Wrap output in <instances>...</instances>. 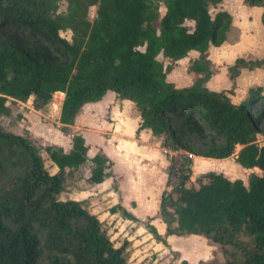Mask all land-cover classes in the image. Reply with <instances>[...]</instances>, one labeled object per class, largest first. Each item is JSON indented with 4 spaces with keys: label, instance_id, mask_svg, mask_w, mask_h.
Returning a JSON list of instances; mask_svg holds the SVG:
<instances>
[{
    "label": "trees",
    "instance_id": "obj_1",
    "mask_svg": "<svg viewBox=\"0 0 264 264\" xmlns=\"http://www.w3.org/2000/svg\"><path fill=\"white\" fill-rule=\"evenodd\" d=\"M66 1V11L58 12L56 0H0V115L9 113V100L24 102L33 95L39 108L60 91L59 129L66 131L84 104L111 90L134 103L139 128L164 135L173 148L224 159L240 145L235 161L254 171L247 185L216 171L200 174L198 186L188 185L187 168L178 185L160 195L157 214L165 236L196 234L235 247L239 234L253 238L255 248L244 250L242 260L217 264H264V143H258L264 129L258 126L261 113L253 116L250 110L264 93L260 86L250 88L238 104L229 95L241 69L264 66V56L237 57L227 71L232 88L211 90L205 85L214 73L208 48L223 43L231 27L227 11L210 14V6L221 0ZM243 3L263 8L264 26V0ZM92 5L97 9L90 20ZM61 30H70L71 38ZM192 50L198 52L187 65L192 82L178 87L166 79L172 65L158 55L175 62ZM171 117L179 120L177 126L170 124ZM184 134L197 138L201 148ZM88 148L79 132L72 134L68 150L45 146L57 167L50 173L29 134L0 129V264H129L126 242L115 245L81 200L59 198L68 172L88 160L91 183L107 176L111 160L101 150L88 157ZM9 171L12 175L5 176ZM117 210L135 219L119 204L109 208ZM148 230L167 244L155 226Z\"/></svg>",
    "mask_w": 264,
    "mask_h": 264
},
{
    "label": "rangeland",
    "instance_id": "obj_2",
    "mask_svg": "<svg viewBox=\"0 0 264 264\" xmlns=\"http://www.w3.org/2000/svg\"><path fill=\"white\" fill-rule=\"evenodd\" d=\"M56 3L58 6V12L66 11V0H56ZM242 3L243 0H221L216 6H210V14L212 17L215 16L217 11L221 10H227L231 14V27L226 33V45L228 47L230 44L235 43L237 44V47L242 46L245 42L249 41V39L257 42V40H260L264 34L262 22L254 19L253 10H249V12L244 11L242 9ZM96 9V5H92L88 8V17L90 20L96 16ZM164 9L163 4L160 2V14L164 12ZM186 23L189 27H192L191 22L187 21ZM155 25H157V23H155ZM60 34L68 39L71 38L70 30H61ZM227 46H225L224 49H213L211 55H213V57H222L225 53L223 51L225 48H228ZM252 57L253 56L248 55L246 58ZM158 59L161 60L164 65L168 63L172 65L171 69L166 74V79L168 81L173 82L178 87L189 85L192 82L190 75L187 73V65L189 63L186 62L187 60L170 62V60L162 55H158ZM212 62L213 61H211V64L214 73H212L211 76L213 74H218L221 70L217 69ZM216 63H218L216 65L219 68L228 64V62L226 63V60L222 61L219 59H216ZM261 67L263 68L264 66ZM261 73H263L262 70H256L252 74L246 73L243 75L239 94H241L250 78L259 80ZM227 78L228 72L224 73V75L221 73L219 79L222 86L225 85ZM229 86V89H231L232 82ZM234 88L235 85L233 89ZM62 97L61 94L54 93L51 100L42 104V107L39 108L35 107V97L33 95L23 103H21V101H7L10 111L6 115H0V129L3 132L29 134L44 160L46 169L50 173H54L57 168L45 152V146L55 144L60 145L63 149L67 150L68 145L71 144V136L76 132L81 133L85 142L88 143V147H90V150L87 153L88 155H93L97 149H100L99 146H103L101 140L105 141L103 147L106 150L114 148L118 151V157H115V161L117 160L116 167L112 164L107 169V175L110 174V176L106 177L105 182L101 187V191L95 189L94 184L87 178L90 175V167L92 165L89 161L79 168L68 172L64 182V189L59 194V198L67 199L74 197L75 199H82L83 205L89 211H91L92 207H96L100 204L97 209L100 211L99 213H102L107 209V205L113 203V201L121 199L122 189L117 186L120 185L122 177L117 170L119 169L125 172L124 184L122 182L125 196L128 197L129 200L132 198H138L141 202L147 198L151 199L154 202L153 210L151 212V217L153 218H147L146 216L142 219H131L123 216L121 211H119L118 216L109 217V215H107L99 219L102 223V227L115 245H120L123 242H126L125 256L129 264H181V261H186L187 264H202L211 259L215 260L214 264L224 262L225 260L238 262L244 258V250H254L255 243L253 238L243 233L238 236L240 245L237 247L233 245L220 246L215 243H210L201 236H193L189 238L182 236L181 238V236L174 235L169 239V244H163V242L158 241L149 232L148 227L149 225H157L158 221H161L157 214V205L155 204L162 192L172 190L169 185L168 176H166L165 182H161L160 174L158 173L162 170L160 166L161 156L158 154H162L167 160H169V157L161 150L162 146L167 144L164 142V135H160V138L155 140L154 144L150 145L154 148L151 149V152H147L146 150L140 151V146H138L133 139L122 144V147H118V145L115 146L113 141L108 140V136L104 134V130L102 131L103 123L108 119V116L107 114H103L100 115L101 119H99V113H96V108L93 110V112L96 113L93 117H89L86 114L82 115L83 113L80 110L76 126L74 128L69 126L66 131H61L59 129L60 123L58 119L63 100ZM34 110H37V112ZM250 110L253 116L256 111L261 113L258 126L260 129H264V98H257V100L253 101L250 104ZM30 111L32 112V115H29ZM165 115L168 116L166 112ZM29 117L32 119L31 123L27 120ZM178 123L179 120L177 118H170V124L173 127L177 126ZM31 125L33 126L31 127ZM97 125L99 127H97ZM100 134L102 137L98 138ZM184 137L193 147L201 148L199 140L194 136L184 134ZM258 143L263 144L264 137H260ZM240 148L241 146L237 145L233 154L236 155ZM181 150L184 151L183 149ZM190 158V166L188 167L190 175L189 180L187 181L188 185L198 186L199 175L208 171L222 172L231 179H241L243 183L247 185L250 174L254 172L252 169L241 166L231 158L214 160L213 158H207L193 153H191ZM152 164L153 166L151 167L150 165ZM145 165L147 166V169L145 168ZM115 168L117 169L116 171L118 174L112 173V170H115ZM12 173L13 172L9 171L5 176L12 175ZM255 173L260 174V172ZM130 178L133 179L130 180ZM131 181L133 182V185L131 184ZM159 185H162L161 188ZM140 206V209H143L145 203ZM137 214L142 215L141 211H137Z\"/></svg>",
    "mask_w": 264,
    "mask_h": 264
},
{
    "label": "crops",
    "instance_id": "obj_3",
    "mask_svg": "<svg viewBox=\"0 0 264 264\" xmlns=\"http://www.w3.org/2000/svg\"><path fill=\"white\" fill-rule=\"evenodd\" d=\"M242 9L246 12H249V10H253L254 11V13H253L254 19L256 21H258V20L261 21V13L263 10V8L261 6H248V5H245L244 3H242ZM227 12L229 13V11H227ZM191 23L193 24V21H191ZM262 26H263V24H262ZM263 28H264V26H263ZM256 44H258V45H256ZM225 46H227L226 40L218 46L210 45L208 48V59L210 61H213L212 63L217 67V69H221L219 71V73L217 72L218 74H213L206 82V86L211 90H217L218 91V90H222V89H229V87H230L229 84H231L230 79L227 78V81H225V85L222 86L219 78H220L221 73L224 75V73L227 72V67L229 65H231L237 57L246 58L248 55H250V56H253L256 58H261L264 56V37H263V35L260 38V40H257V42L251 41L249 39V41L245 42L242 46L237 47L236 43L230 44V46L229 47L227 46L228 48H225V50L223 51L225 53L222 55V57H217V56L213 57V55H211V52L213 49H215V50H219L221 48L224 49ZM197 55H198V52L195 50H192L189 52V54L187 56L178 59L177 62H180L183 60H187L186 62H189L190 58L196 57ZM216 59H219L222 61L226 60V63L228 62V64L223 66V67L221 66L219 68L216 65V64H218V63H216ZM256 70H259V71L262 70L263 71V73L260 74L259 80L250 78L247 81V84L244 87L241 94H239L241 80H242L243 75H245L246 73L252 74ZM256 86H260L262 89V93H264V67L263 68L257 67L254 69H246V68L241 69L239 75L235 78V88L233 89V93L230 95L232 102L238 104L241 101L245 100L249 95L248 90L250 88H253ZM55 93H59L64 97L63 92L57 91ZM63 97H62V99H63ZM21 103H23V102H21ZM95 108L97 110L96 113H99L98 114L99 119H101L100 115L107 114L108 119L104 121L102 131L104 130V132H105L104 134L106 136H108V140L113 141L115 146L118 145V147H122L121 146L122 144H124L125 142H128L129 140L131 141V139H133L136 142V144L138 146H140V148H139V149H141L140 151L146 150L147 152L148 151L151 152L152 151L151 149H154L150 145L154 144L155 140H158L160 137L153 135L151 133L150 129H148V128H142V129L139 128L141 118H140L138 110L136 109V107L132 101H130L128 99H121V98L117 97L115 92L109 90L105 93V95L100 100H98L96 102H88V103L84 104L82 106V108L80 109L83 113V114L82 113L81 114L82 115L86 114L89 117H91V116L93 117L94 114L96 115V113L93 112V110H95ZM34 111L37 112V110H34ZM79 114H80V111L75 118L74 124L70 125L71 128H74L76 126V123H78ZM29 115H32L31 111L29 112ZM27 120L29 121V123L32 122V119L30 117ZM32 126L33 125H31V127ZM97 127H99V126L97 125ZM101 137H102V135L100 134L98 138H101ZM101 142L104 146L105 141L101 140ZM86 144H88V143H86ZM103 146L102 147L99 146L100 149H97V151L98 150L103 151L106 154V156L111 160L113 166L116 167L115 165H116L117 160L115 161V157L116 156L118 157V154H119L118 151L114 148L111 150L110 149L106 150ZM70 147H71V144L68 145L67 150ZM89 150H90V147L88 148V151ZM88 151H87V153H88ZM120 154H122V153H120ZM158 155L161 156V159H160L161 165L160 166L162 169L161 172H158V173L160 174L161 182H165V179L167 176V169H168V160L162 154H158ZM87 156L91 157L92 155L87 154ZM235 156L236 155L233 154L230 157H227L224 159H229V158L234 159ZM201 160H203V159H201ZM88 162H89V160H88ZM150 166L152 167L153 164ZM146 167L147 166L145 165V168ZM116 170H117L116 168H115V170H112V173H117V171H118V172H120L121 177H122L120 185L117 186L118 188L122 189L121 190L122 191L121 199H119L117 201H113V203H110L109 205H107V209L105 211H103L102 213H99L100 211L97 209V208H99L100 204L97 205L96 207H92L90 212L95 214L98 218H101V217L103 218L107 215H109V217H115V216L119 215V210L112 213L109 211V208L115 204H119L128 213L132 214L136 219H142V218H145L146 216H147V218L151 217L152 216L151 212L153 210L154 202L148 198L146 200H144L143 202H141V200H139L138 198H136V199L132 198L129 200L128 197L125 196V194H124L125 190L123 192V187H122V182L124 184V176H125L124 173L125 172H123L122 170H119V169L117 171ZM107 176L109 177L110 174ZM106 177H105V179H106ZM105 179L101 183H97V184L93 183L94 188L101 191L102 190L101 187L103 186ZM131 179H133V178H130V180ZM131 184L133 185L132 181H131ZM159 186L161 188L162 185H159ZM70 198L75 199L74 197H70ZM75 200H81L82 201V199H75ZM158 202H159V199H158L157 203L155 204V205H157V208H158ZM143 203H145V206L143 209H140V207H141L140 205ZM137 211H141L142 215H138ZM153 226H155V228L157 229V232L160 235H162L165 238L167 244H169V239L172 238L174 235H167V236L164 235L165 224L161 221H158V224L153 225ZM193 236H201V235L191 234V235H187L185 237L189 238V237H193ZM201 237H203V236H201ZM181 238H182V236H181Z\"/></svg>",
    "mask_w": 264,
    "mask_h": 264
},
{
    "label": "built area",
    "instance_id": "obj_4",
    "mask_svg": "<svg viewBox=\"0 0 264 264\" xmlns=\"http://www.w3.org/2000/svg\"><path fill=\"white\" fill-rule=\"evenodd\" d=\"M168 157V181L170 187L178 185L180 175L186 173L187 168L190 166L191 153L182 151L180 148H173L168 144L162 146L161 149Z\"/></svg>",
    "mask_w": 264,
    "mask_h": 264
}]
</instances>
